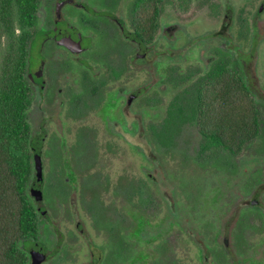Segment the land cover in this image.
Returning a JSON list of instances; mask_svg holds the SVG:
<instances>
[{
	"label": "flooded vegetation",
	"instance_id": "af4514ba",
	"mask_svg": "<svg viewBox=\"0 0 264 264\" xmlns=\"http://www.w3.org/2000/svg\"><path fill=\"white\" fill-rule=\"evenodd\" d=\"M137 1L40 2L28 264H264V0Z\"/></svg>",
	"mask_w": 264,
	"mask_h": 264
},
{
	"label": "trees",
	"instance_id": "16d2710c",
	"mask_svg": "<svg viewBox=\"0 0 264 264\" xmlns=\"http://www.w3.org/2000/svg\"><path fill=\"white\" fill-rule=\"evenodd\" d=\"M40 2L0 0V264H28L26 241L38 229L27 191L32 156L25 73ZM175 2L184 10L213 5V0H138L135 11L148 21Z\"/></svg>",
	"mask_w": 264,
	"mask_h": 264
},
{
	"label": "rangeland",
	"instance_id": "374dc122",
	"mask_svg": "<svg viewBox=\"0 0 264 264\" xmlns=\"http://www.w3.org/2000/svg\"><path fill=\"white\" fill-rule=\"evenodd\" d=\"M205 12H207L205 4H192L187 10H184L179 8L177 2L167 3L164 11V13L168 16L178 14L183 21H185L187 18H190L191 16H195L197 18L199 15L201 16ZM199 193H201V189L199 190Z\"/></svg>",
	"mask_w": 264,
	"mask_h": 264
}]
</instances>
